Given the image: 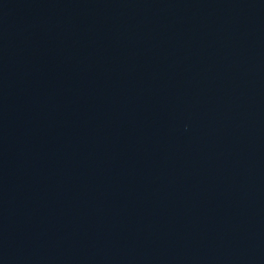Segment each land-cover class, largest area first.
<instances>
[{
    "label": "water",
    "instance_id": "1",
    "mask_svg": "<svg viewBox=\"0 0 264 264\" xmlns=\"http://www.w3.org/2000/svg\"><path fill=\"white\" fill-rule=\"evenodd\" d=\"M0 264H264V0H0Z\"/></svg>",
    "mask_w": 264,
    "mask_h": 264
}]
</instances>
